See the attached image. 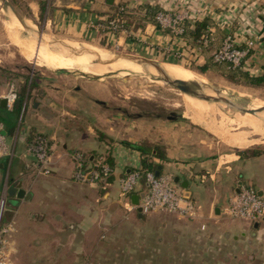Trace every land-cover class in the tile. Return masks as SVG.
<instances>
[{
  "label": "crops",
  "instance_id": "obj_1",
  "mask_svg": "<svg viewBox=\"0 0 264 264\" xmlns=\"http://www.w3.org/2000/svg\"><path fill=\"white\" fill-rule=\"evenodd\" d=\"M26 3L32 13L37 12L64 35L175 61H178L175 54L181 53L184 61L200 65L205 63L207 54L185 38L171 36L150 20L136 24L135 17H129L134 22L128 23L127 30L112 35L104 26L108 16L121 10L139 17L148 8L171 12L187 9L200 13V20L234 7L248 14L247 24L235 23L230 29L212 26L214 38L210 47H217L228 32L241 46L243 40L251 38L254 44L246 57L244 71L257 75L264 62V0L110 3L26 0ZM194 25L190 23L191 28ZM160 65L202 76L177 64ZM8 72L0 65V122L4 124L10 149L9 155L0 157V203L3 210L7 208L6 219L12 225L15 216L10 207H29L26 218L32 224H40L41 251L48 264H244L243 260L246 264H264V223L254 227V223L231 219L223 212L229 196L243 185L264 192V154L249 160L235 153L181 159L167 148L165 160L153 156L152 159L161 166V174L178 176L187 183L186 190L200 207L197 217H179L166 211L139 216L136 210L126 216L119 180L132 167L141 166L140 147L133 141L111 144L97 136L96 128L105 132L113 129L111 125L104 126V121L118 118L104 113L107 108L103 107V101L92 105L88 100L97 91L91 87L92 83L65 73L10 78L12 73ZM10 85L17 92L11 109L1 105ZM23 86L26 89L19 91ZM98 112L105 114L102 128L96 123ZM36 133L46 135L52 144L51 172L47 175L37 171L28 151ZM105 146L111 149L112 181L88 185L75 180L72 152L81 151L91 159ZM17 182L24 191L22 197L8 194V187ZM142 188L140 183L137 191Z\"/></svg>",
  "mask_w": 264,
  "mask_h": 264
},
{
  "label": "rangeland",
  "instance_id": "obj_2",
  "mask_svg": "<svg viewBox=\"0 0 264 264\" xmlns=\"http://www.w3.org/2000/svg\"><path fill=\"white\" fill-rule=\"evenodd\" d=\"M9 1L28 22L35 26L37 32H41L47 38L63 40L65 42L74 41L72 42L74 49L76 47L90 49L94 52V55H102L111 52L128 54L153 60L157 63H172L186 69H191L203 77L196 76L187 70H177L197 80L198 84H209L210 87L215 89L222 97L226 98L231 103L226 104L212 101L214 109L223 108L230 117L236 113L246 119L253 118L264 122V110H261V112L258 111L253 115L247 114V112L241 110L247 109L253 105L258 108V104L256 103L264 104V88L231 82L224 77V71L219 66L211 67L204 72H200V64L193 62L190 63L184 60L178 62L171 58L157 57L151 53L137 52L132 49L118 48L114 45H105L101 42L86 41L78 39L77 37H71L70 35H64L47 23L45 19L39 17L37 12L32 13L26 0ZM8 19L7 13L0 7V65L8 69L12 74L22 76L33 73L49 75L57 72L79 77L81 80L92 83L91 87L97 91L96 95L90 96L88 100L92 105L95 104V101H103V107L107 108V111L104 113L106 115L111 114V116L118 118V120L115 118L116 120L109 122L104 121V126H113V129L108 132L96 128L97 136L106 142L112 144L117 141H133L140 148L155 149L157 152L165 154L168 148L169 150H173V152L170 151V153H174V155H177L181 159L204 157L209 153H215L216 155L226 153L238 154L239 151L244 149H249V151L264 150V128L262 125L257 124L252 126L233 122L229 118L223 119L217 117V114H210L208 111H205V120L212 123L211 128L209 124H207L208 127H204V123L190 117L194 120V122H192L188 119L189 117L186 116L187 107L191 106V104L189 105V103L182 99V97L187 96L163 81L158 82V76L155 77L147 73L123 76L111 73L103 76H91L73 70L49 69L45 67L44 65L48 63L51 64L52 62L51 55L49 56L46 54L48 51H51V49L44 46L39 47L40 50L46 51L44 55L45 60L42 64L39 58L40 51L37 49L36 38L31 34L35 40L34 52L23 54L9 36L8 27H10V24L7 22ZM11 27L14 28L13 26ZM228 34L232 35V33L229 32L226 35ZM36 50H38V53L35 60ZM60 56H62V54H60ZM58 57L56 56L55 58ZM105 65L113 68L117 67L116 64L111 62ZM173 76L178 79L186 80L174 73ZM186 81L197 83V81L192 80ZM198 105V110L202 117L201 114H203V109L201 108L203 107L201 104ZM100 109L102 108H99V110ZM104 113L98 112V120H96V123L99 128H102L101 123L102 119L105 118ZM171 113H175L177 117L174 118ZM222 131L230 136L231 140H229L230 138L228 137V141H233L240 145H247L250 141L252 142L246 148L236 149V147H231L228 143L223 141ZM254 139H257V141L255 142ZM176 187H178L177 184ZM258 192L264 198V192L261 190H258ZM9 210L15 216L13 228L8 233V240L10 244H12V264H48L41 251L42 232L40 224H32L29 222V218H26L29 207L23 209L22 205L19 207L12 206ZM6 211L7 208L3 210V223L9 221L6 219ZM247 229L248 232L251 231L250 227ZM243 263L246 264V261L243 260Z\"/></svg>",
  "mask_w": 264,
  "mask_h": 264
},
{
  "label": "built area",
  "instance_id": "obj_3",
  "mask_svg": "<svg viewBox=\"0 0 264 264\" xmlns=\"http://www.w3.org/2000/svg\"><path fill=\"white\" fill-rule=\"evenodd\" d=\"M240 14H238V12ZM200 13L192 10L166 11L158 10L154 15V23L160 28L169 31L171 36L183 38V23H195L199 20ZM207 16V15H206ZM210 18L216 27L228 29L235 23L245 25L248 22V14L239 9L227 8L223 12H216ZM124 20L110 19L107 21L105 29L112 35L125 31ZM210 31L211 28H210ZM211 34V32H210ZM205 34L199 43L207 46L212 41L211 35ZM244 46L239 45L233 35H226L220 45L211 53V59L217 64H226L229 68L244 70L246 57L254 44V40L246 38L242 41ZM178 61H183L181 53H176ZM6 107L12 108L17 98V92L13 85H10L8 92L4 96ZM28 151L34 158L37 171L44 175L51 172L50 162L52 144L50 139L43 134L36 133L31 137L28 144ZM10 154V149L6 142L4 124L0 122V157ZM89 155L81 151L72 152L71 158L74 163L73 177L79 182L91 185H103L109 182H102L107 176L113 173V168L106 160L105 152H98L92 156L91 163H87ZM143 176L144 187L136 193ZM120 196L122 197L123 208L126 216L140 207L143 214L156 211H166L179 217L195 218L198 215V205L191 197H184L182 190L176 187L171 174L155 175V171L140 170L139 167H132L119 180ZM139 191V190H138ZM138 195V204L131 202V195ZM224 214L231 219L249 221L251 223H264V198L252 185H243L233 192L223 209ZM3 206L0 203V264H12L11 246L8 240V233L12 230V222H2Z\"/></svg>",
  "mask_w": 264,
  "mask_h": 264
},
{
  "label": "bare ground",
  "instance_id": "obj_4",
  "mask_svg": "<svg viewBox=\"0 0 264 264\" xmlns=\"http://www.w3.org/2000/svg\"><path fill=\"white\" fill-rule=\"evenodd\" d=\"M6 13L9 18L7 22L10 24V26L14 27V28L8 27L9 36L12 42L16 44V46L23 52V54L34 52L35 40L32 37V35L36 38L37 49H39L40 46H44V47L50 48L51 51H54V52L48 51L46 53L45 50L39 49L40 51L39 58L42 64L45 60L44 58L45 53L49 56L51 55L50 56L52 58L51 64L48 63L44 65L45 67L49 69H65V70H70V71L73 70V71H77L79 73H83V74L91 75V76H103L105 74H111V73H115L121 76L129 75V74H146V73L153 75V76L157 75V72L153 67H150V66L145 67L142 64L128 60L127 58H124V57L117 58L115 56V53L113 52L106 53V54L104 53L102 55H94V52L90 49L80 48V47H76L74 49V47L72 46L73 45L72 42H65L63 40H55V39L47 38L44 36V34H41L39 36V34H37L35 26L32 25L30 22L26 20V24L32 30H27L20 24V22L18 21V19L13 13H11L10 11H6ZM37 53H38V50H36L35 60H36ZM60 54H62V56H60ZM55 55L59 57L55 58L56 57ZM110 62L116 64L117 67L113 68L108 65H105L106 63H110ZM161 67L171 78L178 79L177 77L173 76V73H174L183 79L197 81L195 79L188 77L187 75H185L181 71H178L175 68L165 67V66H161ZM158 82H162V81L158 80ZM190 83L203 94L210 95V96H217V97L220 96V94L215 89L210 87L209 84L208 85H203L201 83L198 84V81L197 83L195 82H190ZM184 95L187 97H182V99L185 102L189 103V105L191 104V106L187 107V111L185 110L187 113L186 116L189 117L188 119L191 120L192 122H194V120L191 119L190 117H193L195 120L201 121L202 123H204L203 124L204 127H208L207 124L210 125L209 126L210 128L212 127V123L205 120V115H206L205 111H208L210 114H217V117H220L223 119L229 118L233 122H238V123H242L245 125H252V126L259 124V125H262V127L264 128V122L262 120L253 119V118L246 119L236 113L230 117L224 111L225 109L223 108L214 109V106L212 105V101L207 102L204 100L194 98L187 94H184ZM191 98H194V99H191ZM198 104H201L203 107V108L200 107L201 109H203V112H202L203 114H201L202 117L200 116V113H199L200 111L198 110V106H199ZM256 104H258L257 105L258 108L253 105L247 109H259L264 106V104H259V103H256ZM257 112H254V113H257ZM247 114H251V113H247ZM222 134H223V141L228 143L231 147H236V149L245 148L249 146L252 142L250 141L247 145H240L236 142L228 141L227 139H229L230 136L227 133L222 131ZM229 140H231V138ZM254 140L255 142L257 141V139H254Z\"/></svg>",
  "mask_w": 264,
  "mask_h": 264
},
{
  "label": "trees",
  "instance_id": "obj_5",
  "mask_svg": "<svg viewBox=\"0 0 264 264\" xmlns=\"http://www.w3.org/2000/svg\"><path fill=\"white\" fill-rule=\"evenodd\" d=\"M107 1L110 3V1H112V0H107ZM158 10H159L158 8H148L146 10L145 15L139 16V17L134 16L132 14H126L124 12V10H121V11H118L117 13L114 12L113 14L109 15L108 20L115 19V18L124 20L123 27L125 30H127L128 23L133 24V22H134V21L133 22L130 21L129 17H135L136 19L135 18L134 19H135L136 24H139V22L147 21V20L154 22V15ZM194 24H195L194 27L191 28L190 23H188V22L183 23V25H182L184 28L183 38L190 41L195 46L201 48L207 54V59H206L205 63L200 65V68H199L200 72H204L206 69H209L211 67L219 66L224 71V77L231 82H237V83L247 85V86H252V87H263L264 88V62L261 65V72L257 75L256 74H250L249 72L244 71V70L229 68L226 64L220 65V64L213 62L211 59V53L218 46L212 47V48L210 47V45L202 46L199 43V41L203 35L210 34V32L213 33V31H210V28L212 26H215V24L213 23V21L210 18H202L200 20L195 21ZM210 35H211V38L213 41L214 37H212V34H210ZM8 73H10V71ZM9 75H11L10 78L19 77V75H17V74H9ZM25 89H26V86H23V88H19V91L25 90ZM102 149H103L102 152H105L106 160L112 166L110 146L109 147L105 146ZM139 152H140V155L142 157L141 158V166L139 167L140 170L155 171L157 169V167L159 166V163L154 162L152 159V156L155 158H158L160 160L166 159L164 153H161V152L159 153L155 149L150 150L149 148H139ZM238 154L243 160H249V159L255 158L261 154H264V150L261 149V150L249 151V149H244V150L239 151ZM89 159H90V156H88V158H87V163H91V161ZM112 176H113V174L107 176L102 182H111ZM139 182L142 184V187H144L143 176H141ZM135 192L139 193L140 191H135Z\"/></svg>",
  "mask_w": 264,
  "mask_h": 264
},
{
  "label": "water",
  "instance_id": "obj_6",
  "mask_svg": "<svg viewBox=\"0 0 264 264\" xmlns=\"http://www.w3.org/2000/svg\"><path fill=\"white\" fill-rule=\"evenodd\" d=\"M0 7L4 10V12L6 13V11H10L11 13H13L16 18L18 19V21L20 22V24L27 30H32L27 24H26V19L13 7V5L10 3L9 0H0ZM8 16V15H7ZM37 34H39V36L42 34L41 32H37ZM115 56L118 57H124L127 58L128 60L134 61L136 63L142 64L145 67H153L158 76V79L167 83L168 85H171L172 87L178 89L179 91H181L184 94H187L189 96H192L194 98L200 99V100H204L207 102L210 101H217V102H222V103H226V104H231L226 98L222 97L221 95L219 97L217 96H210V95H206L203 94L202 92H200L196 87H194L189 81L186 80H182V79H176V78H171L161 67V63H157L153 60H149V59H145L142 57H137V56H133V55H128V54H119V53H115ZM65 70V69H63ZM155 76V77H156ZM1 105L4 106L6 105V99L3 98L1 99ZM243 112H247V113H251L253 114L254 112L257 111H261L264 110V107H261L259 109H241ZM248 147V146H247ZM246 148V147H245ZM161 171V166H158L157 169L155 170V175L158 176L160 174ZM173 182L175 184H180L182 186V194L184 197H190V193L186 190L187 188V183L186 182H181L179 180L178 176H175L173 178ZM8 194L9 195H16L17 197H22L24 194L23 189H21V183L17 182V183H13L12 185H10L7 189ZM131 202L134 205L138 204V195L137 194H132L131 195ZM136 211L138 212V215L141 216L142 211L140 207H136ZM258 222L254 223V227H257Z\"/></svg>",
  "mask_w": 264,
  "mask_h": 264
},
{
  "label": "flooded vegetation",
  "instance_id": "obj_7",
  "mask_svg": "<svg viewBox=\"0 0 264 264\" xmlns=\"http://www.w3.org/2000/svg\"><path fill=\"white\" fill-rule=\"evenodd\" d=\"M171 114H173L172 116H173L174 118H176V117H177L175 113H171Z\"/></svg>",
  "mask_w": 264,
  "mask_h": 264
}]
</instances>
